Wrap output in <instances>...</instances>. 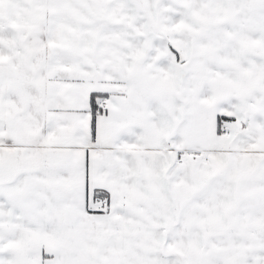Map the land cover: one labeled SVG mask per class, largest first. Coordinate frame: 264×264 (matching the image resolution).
I'll list each match as a JSON object with an SVG mask.
<instances>
[{"label":"snow or ice","instance_id":"obj_1","mask_svg":"<svg viewBox=\"0 0 264 264\" xmlns=\"http://www.w3.org/2000/svg\"><path fill=\"white\" fill-rule=\"evenodd\" d=\"M0 264H264V0H0Z\"/></svg>","mask_w":264,"mask_h":264}]
</instances>
